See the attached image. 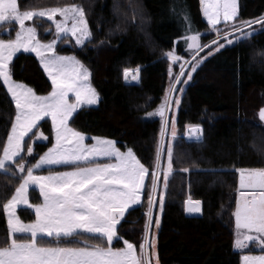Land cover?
<instances>
[{"label": "trees", "instance_id": "obj_1", "mask_svg": "<svg viewBox=\"0 0 264 264\" xmlns=\"http://www.w3.org/2000/svg\"><path fill=\"white\" fill-rule=\"evenodd\" d=\"M19 3L22 10L72 3L83 6L91 39L79 48L71 38H63L57 51L73 54L89 68L100 103L96 107L82 106L70 125L89 136L116 140L121 150H126L125 146L133 148L141 162L154 170L163 119L148 117L147 113L156 111L164 102L169 85L172 66L164 54L176 50L186 56L184 37L209 30L200 0H19ZM262 14L264 0H239L240 20ZM184 16L191 22V32L186 29ZM33 24L42 40L53 36L54 27L48 20L37 19ZM253 27L257 31L251 38L210 55L184 90L176 115L179 137L173 145L167 141L162 161L166 166V149L171 146L174 173L169 177L166 192L161 182L159 193H164L161 228L156 235L159 264H241L242 254L264 252L255 246L237 251L231 219L240 191L239 172L233 169L264 167V123L258 116L259 109L264 107V30L259 25ZM203 36V41L209 40L208 34ZM137 67L140 80L125 81L123 69ZM11 68L13 78L37 94L51 91V81L35 56L19 54ZM14 117L15 103L0 80V154ZM194 123L204 129L202 143L186 137V125ZM39 129L46 134L47 141L33 145V153L28 155L25 151L23 160L18 159L17 163L31 166L53 144L51 121L44 120L36 131ZM36 131L25 141L26 148L31 146ZM64 168L68 167L50 170ZM184 168L189 172L184 173ZM10 172L13 174L0 173V246L10 241L3 204L21 182L14 167H10ZM148 194L147 187L142 204L128 211L117 227L120 239L114 248H122L123 240H128L139 250L144 238ZM189 195L202 202L199 214L187 213ZM30 197L32 203L42 201L36 189L31 190ZM18 213L25 222L35 219L31 209L23 208ZM39 242L59 247H85V243L108 246L103 237L82 233L44 237Z\"/></svg>", "mask_w": 264, "mask_h": 264}, {"label": "snow or ice", "instance_id": "obj_2", "mask_svg": "<svg viewBox=\"0 0 264 264\" xmlns=\"http://www.w3.org/2000/svg\"><path fill=\"white\" fill-rule=\"evenodd\" d=\"M200 2L203 16L211 26V31H215L217 39L208 45H201L197 33L184 37L188 49L193 53L192 60L180 63V71L175 76L169 70L172 79L164 102L156 111L147 113L148 117L159 116L164 120L160 142L155 150L154 170H150L137 157L133 148L125 146L126 150L122 151L117 147L116 140L101 136L88 137L84 132L69 127V120L77 109L100 102L99 93L90 84V70L76 56L58 55L55 51L57 40L62 35L74 37L75 43L80 46H84L92 37L83 6L72 3L22 10L19 0H0V23L18 25L14 39H0V80L15 103L14 122L11 123L10 134L0 154V173L11 175L10 167H14L21 175L14 195L3 204L11 239L5 246H0V264H159L153 229L157 232L160 230L161 218L157 216L153 219V216L157 205L163 214L164 196L159 194L161 182L166 192L169 177L174 173L171 146L166 149V166L162 161L165 157L164 138L168 135L169 127L167 113L179 109L184 93V89L177 85L182 82L186 84L192 79L191 73L206 58L197 59L204 47H208V55H212L226 44L232 45L251 38L256 31L254 25L264 30V14L249 20L239 19L238 0ZM45 17L54 24L56 31V39L48 43L38 39L35 26L26 24L34 18ZM183 19L187 31L191 32L189 18L184 16ZM222 22L226 29L223 34L218 28ZM22 49L36 54L50 78L51 91L47 95H38L33 88L13 79L11 64ZM164 55L173 63L183 60L174 51ZM189 63L191 71L182 81L186 72L184 65ZM139 72V67L124 68L123 78L125 81H138ZM69 94L74 96V102L69 101ZM48 116L55 130V143L31 166L17 163L18 159L23 160L21 154L25 151L28 155L33 153L32 147H25V137ZM258 116L264 121V107L259 109ZM186 128L189 141L203 142L204 129L201 124H187ZM171 129V137L175 140L177 133L174 120ZM39 138L47 140L42 132ZM86 139H92L94 143L86 144ZM100 158L111 162L99 163L97 161ZM60 164L71 165L72 170L35 174L44 166ZM81 164L85 166H79ZM233 170L239 172L240 188L234 212L237 229L235 245L244 248L247 242L254 240L264 251V167ZM182 171L188 173L189 169L184 168ZM149 176L151 191L147 197V222L139 254L137 245L128 240H123L124 247L113 248V240L120 239L117 227L129 209L141 203L145 195V181ZM31 185L38 186L42 203L30 204L28 189ZM201 203L189 195L186 211L200 213ZM21 205L34 210L35 219L32 222L25 223L17 215V208ZM81 230L99 234L108 246L46 247L37 242L41 234L71 237L79 235ZM17 234H29L30 239H17ZM242 259L243 264H264V254L244 255Z\"/></svg>", "mask_w": 264, "mask_h": 264}, {"label": "rangeland", "instance_id": "obj_3", "mask_svg": "<svg viewBox=\"0 0 264 264\" xmlns=\"http://www.w3.org/2000/svg\"><path fill=\"white\" fill-rule=\"evenodd\" d=\"M201 3V2H200ZM201 11H202V5H201ZM238 12H239V0H238ZM202 15H203V11H202ZM203 18L206 20V17H204L203 16ZM37 19H46V20H48L46 17L45 18H34L33 19V21H27L26 22V24L27 25H29V26H35L33 23H34V21L35 20H37ZM57 19H60V17L59 16H57ZM49 21V20H48ZM49 22H51V21H49ZM206 22H207V20H206ZM52 23V22H51ZM52 25H53V27H54V33H53V36L50 38V39H48V40H42L40 37H39V31H38V29H37V35H38V39H40V41L42 42V43H48V42H50V41H52L53 39H56V31H55V26H54V24L52 23ZM209 25V24H208ZM0 27H2L3 29H0V39H10V38H15V32L18 30V25L17 24H15V23H0ZM36 27V26H35ZM13 28H15V30H14V32H13V35L12 36H10V32H11V30L13 29ZM37 28V27H36ZM218 28H220L222 31H221V34H223V31L224 30H226L225 29V25H224V23L222 22L220 25H218ZM7 30V31H6ZM257 31V30H256ZM255 31V32H256ZM254 32V33H255ZM205 33H207L208 34V36H209V40L208 41H203V35H205ZM197 34H199V43L201 44V45H208V44H210L211 43V41L212 40H214V39H217V36H216V33H215V31H211V26L209 25V30L207 31V32H204V33H197ZM6 35H9L10 37H6ZM63 38H71L73 41H74V44L77 46V47H82V46H80V45H77L76 43H75V38L74 37H71L70 35H62V38L61 39H59V40H57V43H56V47H55V51H56V53L58 54V55H73V54H63V53H59L58 51H57V47H58V45H59V43L61 42V40L63 39ZM91 39V38H90ZM89 39V40H90ZM89 40H87L86 42H85V44L89 41ZM185 41V40H184ZM221 43H223L224 41H220ZM233 44H235V42L233 43ZM232 44V45H233ZM67 45H69V43L67 42V44H66V46ZM226 46H231V45H225V47ZM216 46H213V48H215ZM224 47V48H225ZM221 49H223V48H221ZM172 51H174L178 56H180V57H183V60H181L180 62H177V63H173L172 61H170V64H171V66H172V69H171V73H172V76H175V75H177L178 73H179V71H180V67H179V65H180V63H183L184 61H191L192 60V56H193V53L191 52V50H189L188 49V46H187V43H186V56H181V55H179L178 53H177V51L176 50H172ZM209 51H210V49L208 48V47H204L203 48V50L202 51H200L199 52V55L197 56V59H201V58H205V59H203V62L210 56V55H208V53H209ZM214 52H217V51H214ZM213 52V53H214ZM22 53H24V54H31V55H33V56H35L38 60H39V58L36 56V54L34 53V52H25L23 49L20 51V52H18L17 54H16V56L17 55H19V54H22ZM16 56H14V58L16 57ZM14 58H13V60H14ZM78 59V58H77ZM81 61V60H80ZM13 62V61H12ZM82 62V61H81ZM202 62V63H203ZM83 63V62H82ZM202 63H200V65L202 64ZM84 64V63H83ZM85 65V64H84ZM200 65H199V67H200ZM42 66V65H41ZM185 66V69H186V72H185V76L184 77H182V81L183 80H186V78H187V73L188 72H190L191 71V63H189V64H185L184 65ZM85 67H87L86 65H85ZM88 68V67H87ZM89 69V68H88ZM197 69H198V67H197ZM91 73V72H90ZM195 72H193V73H191L192 74V76H193V74H194ZM172 76H171V78H170V81H169V85H170V82H171V79H172ZM139 77H140V72H139ZM49 78V77H48ZM14 79V78H13ZM15 80V79H14ZM49 80H50V78H49ZM15 81H17V80H15ZM51 81V80H50ZM3 82V81H2ZM17 82H20V81H17ZM189 82V81H188ZM188 82L185 84V83H181L180 85H177V87L178 88H183L184 90L186 89V85L188 84ZM21 83H23V82H21ZM25 84V83H24ZM90 84H91V86L93 87V85H92V82H91V76H90ZM169 85H168V87H167V90H166V93H165V97H166V95L168 94V89H169ZM28 86V85H27ZM6 87V86H5ZM94 88V87H93ZM10 94V93H9ZM37 94V93H36ZM48 93H46V94H38V95H47ZM183 96V95H182ZM182 96H181V99H182ZM164 97V98H165ZM69 101L70 102H74V96L72 95V94H69ZM14 102V101H13ZM100 103V102H99ZM99 103L98 104H96V105H90V106H87L86 105V107H96V106H98L99 105ZM180 107V106H179ZM80 109V108H79ZM79 109H77L76 110V112L73 114V117H74V115L77 113V111L79 110ZM177 112H178V110H175V111H170V112H168L167 113V119H168V121H169V127H168V135H166L165 136V138H164V148H165V146H166V144H167V141L168 142H170L172 145L175 143V141L177 140V138L179 137V135H178V130H177V126H176V115H177ZM72 117V118H73ZM71 118V119H72ZM171 118H173V119H171ZM46 119H49L50 121H51V117L50 116H48V117H44L39 123H38V126L40 125V123H42L44 120H46ZM71 119L69 120V127H71V128H73L71 125H70V121H71ZM171 120L173 121H175V129H176V133H177V138L175 139V140H173L172 139V137H171ZM14 122V121H13ZM263 123H264V121H262ZM51 124H52V121H51ZM163 124H164V120H163ZM38 126L36 127V128H34L33 129V131H32V133H34L35 131H36V129L38 128ZM163 127V126H162ZM52 129H53V137H54V142H53V144L55 143V130H54V128H53V126H52ZM74 129V128H73ZM43 133L44 134V136L45 137H47L46 136V134L42 131V130H38V131H36V133H35V135H34V138L32 139V143H31V146L30 147H32L33 148V145H35V144H37V143H43V142H46L47 140H42V139H40L39 138V133ZM32 133H29V136L32 134ZM28 136V137H29ZM88 137H94V136H89V135H87ZM28 137H25V141L27 140V138ZM187 137V136H186ZM161 138V137H160ZM85 143L86 144H92V143H94V140H92V139H86V141H85ZM52 144V145H53ZM52 145L50 146V147H52ZM49 147V148H50ZM117 147H118V145H117ZM122 151H124V150H122ZM23 155V153L21 154V156ZM97 162H99V163H107V162H111L110 160H108V159H105V158H100ZM62 166H67L68 168H64L63 170H57V171H55V170H50L51 168H53V167H62ZM79 166H85V165H83V164H81V165H79ZM46 169H48L47 171H45ZM70 170H72V166L71 165H64V164H60V165H51V166H44L43 168H41V169H39V170H37L36 171V173L35 174H37V175H47L49 172H63V171H70ZM147 187H148V190H150L151 191V177H150V179H149V177L147 178V184H146V188H145V191H146V189H147ZM32 189H36V190H38L39 191V188H38V186H36V185H31L30 187H29V189H28V197H29V202H30V204H39V203H32V201H31V197H30V194H31V190ZM39 193H40V191H39ZM40 195H41V197H42V194L40 193ZM162 195L164 196V193H162ZM143 199H144V196H143V198H142V200H141V203L139 204V205H141L142 204V202H143ZM238 200H239V195H238ZM43 202V198H42V201L40 202V203H42ZM139 205H135V206H133L132 208H130L129 209V211L131 210V209H133V208H135V207H138ZM186 207H187V205H186ZM23 208H28V209H31L33 212H34V210L32 209V208H30V207H28V206H24V205H21V206H18V208H17V215L19 216V210L20 209H23ZM234 212H235V210L233 211V213H232V215H231V219H232V223H233V231H234V246H235V249L237 250V251H244V250H246V249H248V248H250V247H254L255 246V248H257V249H259V250H261V248H260V246L258 245V243L256 242V241H249V242H247L246 243V245H245V247L244 248H237L236 247V245H235V241H236V239H237V229H236V226H235V216H234ZM6 213V212H5ZM127 214V213H126ZM125 214V215H126ZM195 214H198V213H195ZM161 213L159 212V207H158V205L156 206V207H154V216H153V219H155L157 216H159L160 218H161ZM6 217H7V213H6ZM20 217V216H19ZM21 219V218H20ZM22 220V219H21ZM124 220V218L122 219V221ZM121 221V222H122ZM25 222V221H24ZM30 222H32V221H30ZM30 222H25V223H30ZM146 222H147V218H146ZM119 226V225H118ZM153 231H154V233H155V235H157V231L155 230V229H153ZM80 233H82V234H89V235H95V236H99V234H93V233H87V232H83L82 230L80 231ZM18 236H27V237H30V235L29 234H17V236H16V238H18ZM119 236V235H118ZM9 237H10V239H11V235H10V233H9ZM44 237H49V236H47L46 234H41L40 236H38V238H37V242H38V244L39 245H41V246H46V247H59V246H47V245H43V244H41L40 242H39V239L40 238H44ZM51 237H55V238H61V237H68V236H59V237H56V236H51ZM120 238V237H119ZM26 240V239H25ZM117 240H119V239H114L113 240V242H112V244H111V246L113 247V245L116 243V241ZM85 243V242H84ZM142 243H143V241H142ZM85 244H87V246H90L88 243H85ZM61 247V246H60ZM70 247H72V246H70ZM123 247H124V244H123ZM114 248V247H113ZM156 251H157V249H156ZM137 253L139 254V250L137 249ZM261 254H264V252L263 253H256V254H247V253H245V254H242V257H241V264H243V256L244 255H261Z\"/></svg>", "mask_w": 264, "mask_h": 264}, {"label": "crops", "instance_id": "obj_4", "mask_svg": "<svg viewBox=\"0 0 264 264\" xmlns=\"http://www.w3.org/2000/svg\"><path fill=\"white\" fill-rule=\"evenodd\" d=\"M139 80H140V77H139ZM138 80V81H139ZM138 81H127V82H138ZM188 213V212H187ZM188 214H190V215H192V214H195V213H188Z\"/></svg>", "mask_w": 264, "mask_h": 264}, {"label": "water", "instance_id": "obj_5", "mask_svg": "<svg viewBox=\"0 0 264 264\" xmlns=\"http://www.w3.org/2000/svg\"><path fill=\"white\" fill-rule=\"evenodd\" d=\"M146 184H147V178H146V181H145V188H146ZM199 214V213H198Z\"/></svg>", "mask_w": 264, "mask_h": 264}]
</instances>
